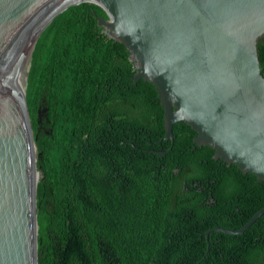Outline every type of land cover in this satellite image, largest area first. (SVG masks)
<instances>
[{
  "label": "trees",
  "instance_id": "trees-1",
  "mask_svg": "<svg viewBox=\"0 0 264 264\" xmlns=\"http://www.w3.org/2000/svg\"><path fill=\"white\" fill-rule=\"evenodd\" d=\"M99 18L95 4L69 6L29 60L38 264H264V215L243 234L205 237L262 209L264 182L207 146L192 150L196 133L183 122L163 140L155 87L133 85L129 52ZM257 50L264 77V37Z\"/></svg>",
  "mask_w": 264,
  "mask_h": 264
},
{
  "label": "water",
  "instance_id": "water-1",
  "mask_svg": "<svg viewBox=\"0 0 264 264\" xmlns=\"http://www.w3.org/2000/svg\"><path fill=\"white\" fill-rule=\"evenodd\" d=\"M71 1L0 0V264H38L39 172L24 86L38 37L69 6L88 2L106 13L97 25L129 52L133 85L143 80L158 93L163 140L173 141V126L183 122L196 133L192 150L207 146L214 160L264 182V77L257 50L264 0L81 1L50 20ZM262 215L264 207L237 230L212 228L206 240L211 232L243 234Z\"/></svg>",
  "mask_w": 264,
  "mask_h": 264
},
{
  "label": "bare ground",
  "instance_id": "bare-ground-1",
  "mask_svg": "<svg viewBox=\"0 0 264 264\" xmlns=\"http://www.w3.org/2000/svg\"><path fill=\"white\" fill-rule=\"evenodd\" d=\"M81 1H92V0H73V1H71L69 4H67V5L63 6L62 8H60L56 13H54V14L51 16L50 20H51L55 15H57L59 12H61L62 10H64L66 7H68L69 5H71V4H73V3L81 2ZM38 178H39V174H36V175L34 176V180H35V182L38 181Z\"/></svg>",
  "mask_w": 264,
  "mask_h": 264
},
{
  "label": "rangeland",
  "instance_id": "rangeland-1",
  "mask_svg": "<svg viewBox=\"0 0 264 264\" xmlns=\"http://www.w3.org/2000/svg\"><path fill=\"white\" fill-rule=\"evenodd\" d=\"M39 179H41L40 173H39Z\"/></svg>",
  "mask_w": 264,
  "mask_h": 264
}]
</instances>
